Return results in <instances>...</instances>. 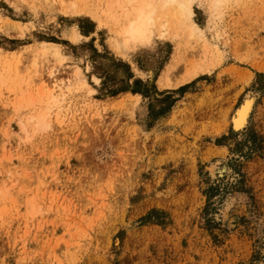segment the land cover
<instances>
[{"label": "rangeland", "instance_id": "374dc122", "mask_svg": "<svg viewBox=\"0 0 264 264\" xmlns=\"http://www.w3.org/2000/svg\"><path fill=\"white\" fill-rule=\"evenodd\" d=\"M108 5L0 0V264H264V0L125 50Z\"/></svg>", "mask_w": 264, "mask_h": 264}, {"label": "bare ground", "instance_id": "6f19581e", "mask_svg": "<svg viewBox=\"0 0 264 264\" xmlns=\"http://www.w3.org/2000/svg\"><path fill=\"white\" fill-rule=\"evenodd\" d=\"M194 1L195 0H107V3H109L108 16L110 18L113 17L111 18V20L112 21L114 20V22L116 24L118 23L119 25L116 33L119 39L117 44L119 46L124 47V50L133 43L147 44L151 41L156 29L158 30L160 35L158 37L164 38L167 36V34L170 33L172 29L176 27V25H181L184 28L185 36H187L188 38H194V37L197 38L199 36L200 29L192 21L194 15L192 9V3ZM207 1L210 10L212 12L219 11L221 5L224 4L225 2H228V0H207ZM101 4H103V2H101ZM71 8L74 9L73 11L76 14H80L85 11L80 7V5L76 3L73 4ZM116 8L120 9L119 10L120 13L116 16L115 15L112 16L113 11L117 13V11L115 10ZM74 12L73 14H75ZM90 14L94 19L98 20L99 22L102 21L101 20L102 16L100 18L98 11L90 12ZM86 15H88V13ZM75 32L77 33V31ZM42 53L45 54L46 53L45 50H42ZM0 56H2L3 61L9 63L7 65H9L10 68L11 59L9 57L12 56H7V55H0ZM14 58L16 59L17 57L14 56ZM20 62L21 60H18L16 64L12 65V67H14L16 72L18 71L17 69ZM9 68L6 67V70H9ZM196 70L197 69L195 65L191 66L187 74V79H185L184 82L189 81L194 77H196L197 75ZM16 79L18 78L16 77ZM18 84L20 86L23 84V82H20ZM252 103H253V99H247L246 102L242 105V107L236 112V115L233 117L232 124L236 130H241L245 128L252 107ZM47 115H48L47 113H44L39 118L32 117L31 120L35 125L45 128L44 127L45 125L43 123H45L47 119Z\"/></svg>", "mask_w": 264, "mask_h": 264}]
</instances>
